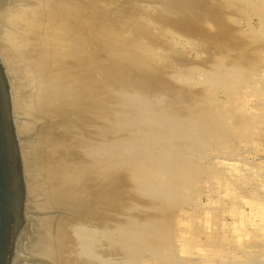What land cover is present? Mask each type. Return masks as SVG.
<instances>
[{"label": "rangeland", "instance_id": "1", "mask_svg": "<svg viewBox=\"0 0 264 264\" xmlns=\"http://www.w3.org/2000/svg\"><path fill=\"white\" fill-rule=\"evenodd\" d=\"M4 1L6 0H1L0 4L2 7L9 6L6 7L7 10L10 8L11 11L14 9V7H22L23 9L25 8L26 10L30 11L29 13L31 15H29L31 16L32 20H35L33 21V24H36L34 26H37L38 21H41V19L42 21L45 20L43 18L44 15H39L44 11H41V13L40 10H38V7L36 8V11L34 9V11H31L30 7L33 6L32 2L35 0H12V3L14 4L13 7L11 2H7V5H5L6 2L4 3ZM37 1V5L39 6V3L43 4L46 1L47 5H50L51 3L54 4L56 0H43L45 2L41 0L43 3L40 0ZM90 1L91 0H76L74 2L78 4L79 13L82 12V20L80 25L78 24L79 26L77 28L78 32L76 37L79 39V43L81 45L80 48L82 50H79V54L76 56V58L65 61L63 65L60 64L63 69L58 64V66L56 65L57 60L55 58H53L55 61L52 59L53 61L50 63L44 64V66L48 68L45 67L43 69V64H40L42 63L43 59L50 60V58L47 57V50H50L49 45L47 46V44H45L44 46V43H38L40 41L38 40L37 42L36 38H34L36 33L38 34L37 36L41 35L39 31L45 28H42L41 24H43V22L40 23L41 29L39 30L38 25V27H36L37 29H33L35 31L32 30L33 33L27 30L30 29L28 27H26L27 29L23 27L20 30V33L18 32V37L20 38L21 36L22 39L24 34L26 36L24 39H27V41L24 40V42L16 43V46L12 47L13 51L10 48L9 53H7L9 60L12 62V67L9 66V74L2 57H0L4 67H6L5 71L7 73L12 92L15 126L21 145L23 168L26 181V201L25 212L23 216V229L15 239L13 254L9 264H79V261H83L80 262L81 264L86 261L89 262V259L90 262H86V264H104V256L105 258L106 256H110L112 261H117L115 264H118V262L123 260V258H127L122 257L125 256V253L121 249V243L119 244V241H117V236L113 235L114 238L112 237L110 240L114 241L113 244L110 243V245L109 239V241L105 239L103 241L101 237V243L98 240L99 244L96 252V257L98 256V258H96L97 260L94 259L93 261L91 258L85 256V253H81V255L86 257L84 259L80 254H75L76 252H79L77 247L81 244V239L80 236L78 239H75L76 237L73 233L74 226L84 225V228L88 229L92 225H96L98 231L103 233L102 230H104L106 227L108 228L110 224V226H112L111 228L109 226L111 231L114 230V227H117L118 224H123V222L127 220L125 217L129 216L130 219H135V223L142 222V218L143 221L147 220L146 222L149 223V221L156 218L157 215L164 216L163 218L167 217L168 219L172 216L174 234L180 237H178L179 239H176L174 242V245L178 248L175 249V253L168 250H164L162 253L160 251L153 254H148L150 251H145L140 254L138 253V255H140V257L138 256L139 258H141V256L144 258L150 255L153 259L151 260L150 256L148 257L150 260V263L148 262L149 264H264V0H183L185 5L179 4H184V2L181 0ZM170 3H172V5ZM21 4H24L25 6ZM169 5L171 6L169 7ZM177 5L180 6L178 7ZM183 6L185 9H182ZM5 7L4 9L6 10ZM176 8L178 10H176ZM26 10L23 11L27 12ZM95 11H98L99 13ZM32 13L35 14L33 15ZM65 14L66 13H62L63 18ZM36 15L40 16V18ZM69 15H65L67 18L66 20L70 23H68L70 28L76 29L74 21ZM91 15L94 18L96 17L95 20H97L94 21V18H92ZM36 17L38 20L35 19ZM106 22L109 24H106ZM7 26L8 24L6 27L3 26V29H8V27L10 28V26ZM92 28L94 31L91 30ZM90 30L93 31V33H91ZM44 31L41 32H44L45 34L47 30ZM111 31L113 33H110ZM103 32H106V34ZM70 33L68 31L69 35H67V37L70 36L72 38V36H75L74 32L72 33L74 35H70ZM88 33L89 35H87ZM33 34L35 35L33 36ZM28 37L30 39L34 38L36 40L34 42L38 47L31 43ZM47 37H49V35ZM59 37L61 38V35ZM63 37L65 38L66 36L64 35L62 38ZM50 38L51 37L46 38V43H49L51 46V43L53 44L56 38L53 40V37L51 39ZM102 39L106 44L102 42ZM33 40L31 41L33 42ZM110 40H112L111 43ZM114 43L116 46L113 45ZM135 43L138 46L135 47ZM30 45H32L33 48H31ZM39 45H41V49H38L40 48ZM132 45L133 47H131ZM29 47L34 51L31 50L28 52L30 50ZM42 47L44 51L42 50ZM131 49H133V51L130 52ZM139 49H142L140 50L141 52ZM38 50L39 52H37ZM135 50L137 51L135 52ZM143 51H146L144 52L145 55ZM121 52L125 54L123 55ZM129 52L131 55H129ZM132 52H134V54ZM42 53H44L48 59L44 57ZM37 54L42 56L39 57ZM137 54L139 55L137 56ZM140 54L143 56H140ZM20 55H23L24 57H21ZM36 55L39 58L43 57V59L39 60L37 58L38 60H36ZM119 55L120 57H118ZM111 56L113 57L111 58ZM134 56H136V58H134ZM89 57L94 59L93 66L95 65V70L91 69L92 71H88L89 67L91 68L92 66H89V64H92L93 62V59L91 58L92 61H90ZM217 57L222 58L218 59ZM223 57L226 59L223 60ZM33 58H35V61ZM129 58H131L132 62H129ZM138 58L141 60H137ZM76 59L80 63H78ZM133 59L135 60V64H132L134 62ZM126 60L128 61V64ZM142 60L143 64L140 65V61ZM149 60H154V62H149ZM85 61L88 62L86 63ZM146 61L150 67H148ZM38 62L40 64L39 66L37 65ZM33 63H35L37 66ZM110 63L112 64L110 65ZM129 63L131 65H129ZM152 63H154L153 68ZM214 63L220 65V73L225 71L228 76V79H225L222 84L214 83V76L206 79L204 78L209 72H211L210 70L211 67L215 65ZM229 63L231 64L230 66ZM48 64H51V68H49ZM137 64L140 67H138ZM64 65H66V67H63ZM87 65L88 68H85ZM233 65L237 67L239 71H242L239 72V74L232 73V71L229 70H231V67H234ZM33 66L35 68H33ZM40 66L43 70L42 73L41 70L38 69L41 68ZM149 68L152 69L149 71ZM226 68L229 69L226 71ZM143 69L145 71H143ZM244 69H248V73L245 72L246 70ZM72 70L73 72L75 71V74H73ZM69 72H71L70 76H73L72 80L75 78L74 80L77 81L80 78L79 82L81 85L78 81L77 83L73 80L74 84L77 83L76 86H82L80 88H76L79 90L78 92H76L77 90L74 88L76 87L75 85H73V88H71L72 90L75 89L73 90L74 93L70 88L68 90V85L69 87L72 85L70 84L71 81L69 82V80H71ZM77 72H79L78 76H76V74H78ZM90 72L92 74H90ZM50 75H52L53 78ZM59 75L62 77V79H59ZM89 77L93 79V81L89 82V85L94 86L88 85V80H92ZM83 79L86 82H84ZM130 79L133 80L130 81ZM94 80L96 83H94ZM122 81L123 84H120ZM124 82L126 84H124ZM136 84L139 86V88ZM238 84L239 87L237 86ZM59 85H61V87ZM128 85L132 86L129 87ZM243 85L245 88H243ZM64 86L67 88L65 87L66 89H64ZM125 86H128V88H125ZM59 87L62 90L59 89ZM83 87H89L92 89V91H86V89ZM132 87L135 88V91L142 89L140 91L141 95L144 94L143 92H147L146 95L150 99L158 98L157 100H162V102H164L163 104L167 105L164 106L161 102V107L166 108L167 110L171 111V113L173 112L172 117L174 118H176L174 115H177V113H185V109H187L185 105L190 102L191 98H193L192 100H195V98L198 99V97H201L204 94L210 95V93L212 94L213 92L214 97L216 96L215 98L217 99L219 105H222L221 103H223L222 106H224V103L226 104V106L223 108L225 110L228 109L227 116L230 112L233 113L230 116V118H233L230 119L231 121H227L225 119L224 123H222L227 128L224 133L226 142H220L215 137L211 138L216 143V145L220 147H217L216 145L214 146L212 144L210 148L204 146L203 148L200 147L199 149L197 147L196 149L192 145L194 147H191L192 151L197 150L196 153L194 152V155H197L199 152L201 154H207L205 160H198L197 162L195 161V164H197L196 166L202 169L200 181L192 185L193 187L187 186V189H185L186 192L181 194L182 196L180 195L178 198H172H177L176 200L173 201L169 199L171 200L170 204L168 203L169 200H166L164 204L165 200L161 201L162 198L157 199L160 197L155 196V199L150 192L151 190H147V192L145 191L144 193L137 192L134 183L128 178L129 168L125 165L119 166V169L117 167L116 169H113L117 170L119 173L117 171L111 172L104 170V162L98 161L95 164L98 169L95 167V165H93L94 168L93 166L91 168V171H93V176H96V178L93 177V180L88 177V173H86V171H83L87 167L89 168L88 165H90L87 164L86 166L85 162L83 161V152L85 148L83 143L80 141L81 137H83V133L84 137L82 139L88 137L90 138L89 140L94 139V143L97 142L96 144H98L100 141L102 142L106 135L103 132L105 128L102 127V122L104 121L103 114L107 113L105 109L108 107V109L111 108L108 110V113H112L114 112V109L117 108V106H115L116 104L114 103V105L112 102L110 103L111 106H107V103H105L103 100L104 96L102 98L101 95H105L107 93L109 94L111 92V94L117 93V95H115H119L118 97H120V95L123 93L120 91L124 90L125 92V90H127L126 94L130 96L131 91H134ZM56 89L59 90L57 91ZM64 90L67 93L69 91V93L66 94ZM52 91L54 92L52 93ZM83 91L85 93L89 92L90 95L82 93ZM190 91L192 94L189 93ZM79 92H81L80 96L83 98L78 97ZM91 92L95 94L97 93L98 97ZM140 92L138 91L139 96ZM158 92L160 95H157ZM51 93L52 96H50ZM58 93H61L60 95L64 98H60V96H58V98L55 96ZM176 93H179V96H175ZM70 94H73L72 96L74 97H70ZM92 94L98 100H101L98 101L95 99L96 102H98L96 103L94 97L91 96ZM76 96L77 99H74ZM187 96L190 97L189 100ZM52 98L57 99L55 100L56 102ZM70 99H72L73 103ZM90 99L91 101L93 100L94 103L91 102ZM74 100H76V102H81V112H79L80 110L77 111V106H74V104L76 105ZM52 102L53 104H51ZM65 104L66 106H64ZM69 104L71 106H68ZM86 104L87 107L85 106ZM94 104L95 106L93 107L92 105ZM89 105L92 107V109L89 107ZM85 107L86 109H84ZM89 108L92 110V113L90 112L91 110ZM177 109L180 110L177 111ZM260 109L262 110L260 111ZM104 111L106 113H104ZM78 112L79 114H77ZM76 114L78 116H76ZM94 115L96 117H94ZM117 119L118 118L115 120ZM154 122L156 125V121ZM226 123L228 125H226ZM88 130L90 132L93 130L92 134H94L95 131L96 135H93L95 137L90 135L91 133H88ZM19 131H21V134ZM87 134L91 137L87 136ZM155 134V136H159L157 131H155ZM71 136L75 138L74 140L77 139L80 143L76 141L75 144L73 140H70V138H72ZM102 137L103 139H100ZM24 144L26 148L24 147ZM179 144L184 145L186 143L181 142ZM179 144H174V146H178ZM186 149L182 148L183 151ZM75 150H78L79 152H77L78 155L76 157L74 156V158L72 152ZM70 156H72L73 160L66 159L71 158ZM71 161L73 163L76 161L77 163L74 165ZM70 162L72 164H70ZM98 163L100 165H97ZM102 164L104 165L102 166ZM125 169L128 171L126 172ZM96 170H100V172H97ZM105 171L108 174L112 173V175L110 174V178L109 175L107 176ZM97 174H99L98 178ZM119 175L121 176L124 185L117 188L116 184L112 183L114 180L112 182L109 181L111 179H116L117 176L119 177ZM106 176L107 178H105ZM189 187L191 189H188ZM62 193L66 194L67 196H64V194L62 195ZM183 196L184 198L182 199ZM84 199L86 200L84 201ZM178 200H180V202ZM92 201L94 202V220L90 218L93 206L91 207V210H89L90 206H88ZM158 201L159 203H157ZM174 203L176 206H173ZM157 204L163 206L160 207ZM164 205H166V207H164ZM122 206L124 208H122ZM157 208L159 210H165L162 211L165 212L163 213L165 215H162V212ZM121 209H124L123 213ZM167 213L169 216H167ZM155 214L156 217L154 216ZM149 215H151V217H149ZM106 223L107 225H105ZM46 250H50L51 252L48 253L49 251L46 252ZM143 253H145V256H143ZM154 256L156 259H154ZM49 257L50 259H48ZM76 257H78V262L77 259H75ZM128 261V264L136 263L134 262L135 260L133 263L130 262L131 260Z\"/></svg>", "mask_w": 264, "mask_h": 264}, {"label": "bare ground", "instance_id": "2", "mask_svg": "<svg viewBox=\"0 0 264 264\" xmlns=\"http://www.w3.org/2000/svg\"><path fill=\"white\" fill-rule=\"evenodd\" d=\"M13 1H15V0H13ZM12 0H6V1H4V3L6 2V4L5 5H7V2H13ZM22 1V0H21ZM41 1V0H40ZM43 1V0H42ZM41 1V2H42ZM46 1V0H45ZM45 1H43V2H45ZM76 1V0H75ZM75 1H73L72 0V2H71V0L70 1H68V0H56L55 2H54V4H55V6H54V4H46L47 3V1L45 2V3H43V4H41V3H39V6L37 5L38 4V1L37 0H35V1H33L32 3H33V6L32 7H30L31 8V11H36V8L38 7V10H40V12L41 11H44L42 14H39V15H44V21H42V19H41V21H38V24H37V26H34V25H36V24H33V21H35V20H32V18H31V14L29 13L30 11H28V10H26L25 8L23 9L22 7H18V8H16V7H14V9H12L11 11H10V8L7 10V8L6 7H9V6H4L5 8H6V10L4 9V7H2L1 6V4H0V57H2V59H3V62H4V64L6 65V67H7V70H8V74H9V72H10V68H9V66L10 67H12L11 66V60H9V58H8V54L7 53H9V51H10V48H11V50H12V47L13 46H16V43H21V42H24V40L25 41H27V39H24L26 36L23 34V38L21 39V36H20V38L18 37V34L20 33V30L23 28V27H28V28H30V29H27L28 31H30V32H32V30L34 29V28H36V27H38V25H39V30L41 29L40 28V26L42 25V28H44V29H42L41 31H44V30H47L46 31V33L44 34V32L42 33L41 31H39L40 32V34L41 35H39V36H37L38 34L36 33V36L34 37V38H36V40H37V42H38V40L40 41V42H38V43H44V46H45V44H47V46L49 45V47H50V50L48 51L47 50V52H48V54L47 53H45V54H47V57H49L50 58V60L44 55V53H42V55L44 56V57H46L48 60H45V59H43V57L42 58H39V57H41L42 55H39V54H37V55H39V57H37V55L35 56L36 57V60H41V59H43L42 60V63H40L41 65L43 64V69L46 67V66H44V64H47V63H50L51 61H55V59L57 60V63H56V65L58 64L59 66H60V64L61 65H63V63L65 62V61H67V60H72V59H74V58H76V56H78V54H79V50H82L80 47H81V45H80V43H79V39L78 38H76L77 37V28H78V26L80 25V22H81V13H79V11H78V4H76V3H74ZM79 1V0H78ZM92 1V0H91ZM90 1V2H91ZM182 2H184L183 0H181ZM189 1V0H188ZM0 2H1V0H0ZM28 2V1H27ZM31 2V1H30ZM89 2V1H88ZM11 3H8V4H11ZM22 3V2H21ZM24 3V2H23ZM48 3H49V1H48ZM78 3V2H77ZM82 3V2H81ZM168 3H169V1H168ZM44 4H46V5H44ZM94 4V3H93ZM171 5H172V3H170ZM174 4V3H173ZM179 4H182V5H185V2H184V4L183 3H179ZM13 3H12V7H13ZM18 5V4H17ZM16 5V6H17ZM21 5H23V6H25L24 4H21ZM32 5V4H31ZM171 5H169V7L171 6ZM188 5V4H187ZM54 6V7H53ZM163 6V5H162ZM178 6V5H177ZM180 6V5H179ZM178 6V7H179ZM11 7V6H10ZM93 7V6H92ZM94 7H96V6H94ZM23 9V10H26L27 12H25V11H23V10H21V9ZM29 8V7H28ZM30 8H29V10H30ZM39 8H41V9H39ZM87 8V7H86ZM90 8V7H89ZM15 9H17V10H15ZM34 9V10H33ZM93 9V8H92ZM91 9V10H92ZM97 9V8H96ZM180 9V8H179ZM182 9H185V7L183 6L182 7ZM20 10V11H19ZM58 10V11H57ZM94 10V9H93ZM174 10V9H173ZM176 10H178L177 8H176ZM176 10H174V11H176ZM23 11V12H22ZM64 11V12H63ZM83 11V10H82ZM37 12H39V11H37ZM39 12V13H40ZM70 12V13H69ZM89 12V11H88ZM91 12V11H90ZM95 12H97V13H99L98 11H95ZM181 12H182V10H181ZM62 13H66L65 15L66 16H68L69 14H71V15H69L70 16V18H72V20L74 21V24H75V27H76V29L74 28H70V26H69V22L66 20L67 18H66V16L64 15V18H63V15H62ZM87 13V12H86ZM175 13H177V12H175ZM179 13V12H178ZM30 14V15H29ZM33 14V13H32ZM35 14V13H34ZM33 14V15H34ZM38 14V13H37ZM91 14V13H90ZM93 14V13H92ZM32 15V16H33ZM62 15V16H61ZM37 17H39L40 18V16H38V15H36ZM85 16V15H84ZM86 16H87V14H86ZM92 16V15H91ZM37 17L35 18L36 20H38L37 19ZM42 17V16H41ZM92 18H94L93 16H92ZM96 18V17H95ZM95 18H94V21H96L95 20ZM90 21V20H89ZM93 21V22H94ZM104 21V20H103ZM37 22V21H36ZM43 22V24H41L40 25V23H42ZM72 22V21H71ZM97 22H99V21H97ZM109 22V21H108ZM108 22H106V24L108 23ZM69 23V24H68ZM87 23V22H86ZM85 23V24H86ZM105 23V22H104ZM8 24V26H10V28L8 27V29L7 28H5V29H7V30H5V29H3V26L4 27H6V25ZM79 24V25H78ZM84 24V25H85ZM89 24V23H88ZM109 24V23H108ZM113 24V23H112ZM34 26V27H33ZM73 26V25H72ZM96 26V25H95ZM106 26V25H105ZM104 26V27H105ZM33 27V28H32ZM74 27V26H73ZM94 27V26H93ZM98 27V26H97ZM103 27V28H104ZM114 27V26H113ZM118 27V26H117ZM99 28V27H98ZM115 28V27H114ZM120 28H122V27H120ZM37 29V28H36ZM73 29V30H72ZM80 29H81V27H80ZM83 29V28H82ZM89 29V28H88ZM95 29V28H94ZM107 29V28H106ZM118 29V28H117ZM24 30V29H23ZM79 30V29H78ZM91 30H93V28L91 29ZM90 30V32L91 33H93V31H91ZM101 30H103V29H101ZM122 30V29H121ZM17 31V32H16ZM33 31H35V30H33ZM68 31H69V33H70V35L74 32V34H75V36L73 37L72 36V38L69 36V37H67V35H69L68 34ZM73 31V32H72ZM105 31V30H104ZM19 32V33H18ZM22 32H24V31H22ZM26 32V31H25ZM38 32V33H39ZM108 32V31H107ZM118 32H120V31H118ZM33 33V32H32ZM80 33V32H79ZM84 33V32H83ZM96 33H98V32H96ZM104 33V32H103ZM109 33V32H108ZM110 33H113L112 31L110 32ZM22 34V33H21ZM20 34V35H21ZM30 34V33H29ZM62 34H64L66 37L64 38H62V36H64V35H62ZM74 34H72V35H74ZM104 34H106V32L104 33ZM121 34V33H120ZM27 35V34H26ZM35 34H33V36H34ZM49 35V37H53L52 38V40L54 39V38H56V40H54V42H53V44L51 43V46H50V44L49 43H46V38H49V37H47V36ZM61 35V38L59 37ZM87 35H89V33L87 34ZM95 35V34H94ZM108 35V34H107ZM115 35V34H114ZM116 35H117V33H116ZM115 35V36H116ZM58 36V37H57ZM86 36V35H85ZM106 36V35H105ZM104 36V37H105ZM30 38H32L31 36H29ZM28 37V39L30 40V42L31 43H33V44H35V42L34 41H36L34 38V40L33 39H30ZM84 37V36H83ZM88 37V36H87ZM98 37H100V36H98ZM110 37V36H109ZM50 38V39H51ZM94 38V37H93ZM103 38V37H102ZM114 38V37H113ZM118 38V37H117ZM60 39V40H59ZM106 39V38H105ZM109 39V38H108ZM116 39V38H115ZM28 40V41H29ZM31 40H33V42L31 41ZM51 40V41H52ZM98 40V39H97ZM103 40V39H102ZM121 40V39H120ZM92 41V40H91ZM94 41H95V39H94ZM93 41V42H94ZM99 41V40H98ZM111 41L112 40H110V43H111ZM118 41H119V39H118ZM213 41V40H212ZM224 41V40H223ZM30 42H28V43H30ZM49 42V41H48ZM93 42H92V44H93ZM96 42V41H95ZM103 43H104V40L102 41ZM116 43V42H115ZM115 43L113 44V45H115ZM104 44H106V43H104ZM117 44V43H116ZM136 44V43H135ZM25 45V44H24ZM36 45V47H38L37 46V44H35ZM89 45V44H88ZM111 45V44H110ZM34 46V45H33ZM92 46V45H91ZM107 46V45H106ZM116 46V45H115ZM119 46V45H118ZM129 46V45H128ZM135 47L136 46H138L137 44L136 45H134ZM19 47V46H18ZM20 47H21V45H20ZM30 47L31 48H33L32 47V45H30ZM30 47H29V49H30ZM39 47L40 48H38V49H41V45H39ZM48 47V48H49ZM104 47H105V45H104ZM109 47V46H108ZM131 47H133V45L131 46ZM22 48V47H21ZM26 48H28V47H26ZM47 48V49H48ZM98 48V47H97ZM113 48V47H112ZM140 48V47H139ZM148 48V47H147ZM146 48V49H147ZM14 49V48H13ZM23 49H25V48H23ZM35 49V48H34ZM46 49V48H45ZM83 49H84V47H83ZM122 49V48H121ZM127 49V48H126ZM145 49V48H144ZM21 50V49H20ZM27 50V49H26ZM31 50H33V49H30L28 52H30ZM36 50H37V48H36ZM42 50H43V47H42ZM104 50H105V48H104ZM109 50H111V49H109ZM119 50H120V48H119ZM118 50V51H119ZM140 50H142V49H139V51ZM13 51V50H12ZM34 51V50H33ZM44 51V50H43ZM43 51H40V52H43ZM85 51V50H84ZM95 51V50H94ZM97 51V50H96ZM122 51H123V49H122ZM131 51H133V49H131L130 50V52ZM137 50H135V52H136ZM138 51V52H139ZM37 52H39V50L37 51ZM37 52H34V53H37ZM115 52V51H114ZM113 52V53H114ZM129 52V53H130ZM141 52V51H140ZM139 52V53H140ZM144 52H146V51H143V53ZM148 52V51H147ZM92 53V52H91ZM110 53V52H109ZM122 53V52H121ZM133 54H134V52H132ZM17 54H18V52H17ZM22 54H25V53H22ZM33 54V53H32ZM123 54V53H122ZM125 54V53H124ZM123 54V55H124ZM128 54V53H127ZM133 54H132V56H133ZM136 54V53H135ZM150 54V53H149ZM152 54H154V53H152ZM151 54V55H152ZM35 55V54H34ZM80 55H81V53H80ZM116 55V54H115ZM122 55V56H123ZM129 55H131V53L129 54ZM139 54H137V56H138ZM144 55H145V53H144ZM147 55H148V53H147ZM21 57L23 56V55H20ZM19 56V57H20ZM30 56V55H29ZM88 56V55H87ZM86 56V57H87ZM140 56H143L142 54H140ZM24 57V56H23ZM31 57H32V55H31ZM34 57V56H33ZM113 56H111V58H112ZM118 57H120V55L118 56ZM130 57V56H129ZM145 57V56H144ZM143 57V58H144ZM149 57V56H148ZM220 57V56H219ZM11 58H13V57H11ZM15 58V57H14ZM38 58V59H37ZM53 58H55V59H53ZM90 58V57H89ZM92 58V57H91ZM91 58H90V61H92L91 60ZM121 58H123V57H121ZM131 58H133V57H131ZM131 58H129V62H132V60H131ZM134 58H136V56H134ZM142 58V57H141ZM150 58V57H149ZM152 58V57H151ZM218 58V57H217ZM222 58V57H221ZM221 58H218V59H221ZM34 59V61H35V58H33ZM53 59V60H52ZM81 59V58H80ZM85 59V58H84ZM83 59V60H84ZM93 59V58H92ZM105 59H106V57H105ZM116 59V58H115ZM119 59V58H118ZM145 59V58H144ZM147 59V58H146ZM224 59H226V58H224L223 57V60ZM27 60H28V58H27ZM45 60V61H44ZM77 60V59H76ZM87 60H89V59H87ZM109 60V59H108ZM113 60V59H112ZM122 60V59H121ZM134 60V59H133ZM137 60H141V59H137ZM33 61V62H34ZM43 61H44V63H43ZM73 61H75V60H73ZM78 61V60H77ZM76 61V62H77ZM103 61V60H102ZM110 61V60H109ZM114 61V60H113ZM127 61V60H126ZM152 62H154V60H151ZM150 60H149V62H151ZM214 61V60H213ZM25 62V61H24ZM40 62V61H39ZM39 62H38V66L40 65L39 64ZM86 62V61H85ZM88 62V61H87ZM86 62V63H87ZM120 62V61H119ZM141 62V64L140 65H142L143 63V60L142 61H140ZM144 62H145V60H144ZM147 62V61H146ZM230 62V61H229ZM232 62V61H231ZM237 62V61H236ZM16 63V62H15ZM19 63H22V62H19ZM36 63H37V61H36ZM78 63H80L79 61H78ZM90 63V62H89ZM93 63H94V59H93V62H92V64H89V66L90 65H92L91 66V68L89 67V70L88 71H92L91 69H93V70H95V68H94V66H93ZM121 63V62H120ZM136 63H138V62H136ZM218 63V62H217ZM26 64V63H25ZM34 65H36L35 63H33ZM83 64V63H82ZM82 64H81V66H82ZM112 63H110V65H111ZM127 64H128V61H127ZM132 64H135V60H134V62L132 63ZM147 64H148V62H147ZM215 64V63H214ZM36 65V66H37ZM49 65V68H51L50 66H51V64H48ZM47 65V66H48ZM57 65V66H58ZM67 65V64H66ZM66 65H64L63 67H66ZM79 65V64H78ZM129 65H131L130 63H129ZM138 65V64H137ZM145 65V64H144ZM231 64L229 63V66H230ZM32 66V65H31ZM80 66V67H81ZM114 66V65H113ZM133 66V65H132ZM228 66V65H227ZM234 66V65H233ZM5 67V68H6ZM14 67H15V65H14ZM41 67V66H40ZM61 67V66H60ZM70 67V66H69ZM78 67V66H77ZM104 67V66H103ZM102 67V68H103ZM116 67V66H115ZM138 67H140L139 65H138ZM145 67V66H144ZM143 67V68H144ZM148 67H150L149 66V64H148ZM154 67V63H152V68ZM157 67V66H156ZM240 67V66H239ZM29 68V67H28ZM31 68V67H30ZM33 68H35L34 66H33ZM46 68H48V67H46ZM53 68V67H52ZM62 68V67H61ZM72 68V67H71ZM82 68V67H81ZM80 68V69H81ZM84 68V67H83ZM85 68H88V65L85 67ZM105 68V67H104ZM121 68V67H120ZM120 68H118V69H120ZM135 68V67H134ZM152 68H149V71H150V69H152ZM223 68H225V67H223ZM222 68V69H223ZM241 68V67H240ZM245 68V67H244ZM32 69V68H31ZM38 69H40L41 70V73H42V67L41 68H38ZM63 69V68H62ZM75 69H79V68H75ZM142 69V68H141ZM220 69H221V67H220V65L219 64H215V65H213L212 67H211V72H209L208 73V75H206L204 78L206 79V78H210V77H213L214 78V83H216V84H222L224 81H225V79L227 80L228 79V76H227V74L225 73V71H223V73H220L221 71H220ZM229 69V68H228ZM227 68H226V71L228 70ZM11 70H13V69H11ZM50 70H52V69H50ZM56 70V69H55ZM58 70V69H57ZM84 70V69H83ZM96 70H98V69H96ZM107 70V69H106ZM133 70V69H132ZM147 70H148V68H147ZM155 70V69H154ZM244 70H246L245 72H247V71H249L248 69H244ZM244 70H243V72H244ZM35 71V70H34ZM62 71V70H61ZM60 71V72H61ZM70 71V70H69ZM78 71V70H77ZM138 71V70H137ZM143 71H145L144 69H143ZM142 71V72H143ZM208 71V70H207ZM229 71H232V73H234V74H239V72H241V71H239L238 70V68L237 67H231V70H229ZM32 72V71H31ZM53 72V71H52ZM59 72V73H60ZM67 72V71H66ZM72 72H73V70H72ZM75 72V71H74ZM73 72V74H75ZM118 72V71H117ZM128 72V71H127ZM134 72V71H133ZM153 72V71H152ZM251 72V71H250ZM48 73V72H47ZM58 73V72H57ZM78 74H76V76H78L79 75V72H77ZM87 73H89V72H87ZM99 73V72H98ZM138 73V72H137ZM149 73V72H148ZM147 73V74H148ZM161 73V72H160ZM192 73V72H191ZM248 73V72H247ZM34 74V73H33ZM46 74V73H45ZM51 74V73H50ZM66 74V73H65ZM72 74V75H73ZM90 74H92L91 72H90ZM117 74V73H116ZM131 74V73H130ZM140 74V73H139ZM144 74V73H143ZM234 74H231V75H234ZM71 75V72H69V76ZM95 75V74H94ZM97 75V74H96ZM150 75H152V74H150ZM192 75V74H191ZM246 75V74H245ZM13 76V75H12ZM50 76H52V75H50ZM86 76V75H85ZM98 76V75H97ZM116 76V75H115ZM126 76V75H125ZM139 76V75H138ZM230 76V75H229ZM15 77V76H14ZM43 77V76H42ZM59 79H62V77L59 75ZM65 77V76H64ZM71 77V76H70ZM73 77V76H72ZM72 77H71V80H69V82L71 81V83L70 84H72V85H70V87H69V85H68V90H69V88L71 89V88H73L72 86L73 85H75L76 86V84L80 81V78L76 81V80H74V81H76L77 83H75L74 84V81L72 80ZM100 77V76H99ZM128 77V76H127ZM134 77V76H133ZM145 77V76H144ZM232 77V76H231ZM21 78V77H20ZM26 78V77H25ZM30 78V77H29ZM52 78H53V76H52ZM58 78V77H57ZM90 78V77H89ZM111 78H113V77H111ZM115 78V77H114ZM119 78V77H118ZM131 78H132V76H131ZM139 78H141V77H139ZM143 78V77H142ZM233 78V77H232ZM237 78V77H236ZM11 79V78H10ZM69 79V78H68ZM68 79H67V81H68ZM87 79V78H86ZM85 79V80H86ZM90 79H92V78H90ZM107 79V78H106ZM108 79H110V78H108ZM116 79H117V77H116ZM149 79V78H148ZM152 79V78H151ZM169 79V78H168ZM23 80V79H22ZM31 80V79H30ZM53 80V79H52ZM64 80H65V78H64ZM88 80V79H87ZM102 80H103V78H102ZM114 80V79H113ZM131 80H133V79H130V81ZM144 80V79H143ZM146 80V79H145ZM48 81V80H47ZM73 81V82H72ZM83 81H84V79H83ZM91 81H93V79L92 80H88V85H89V82H91ZM116 81V80H115ZM118 81V80H117ZM120 81V80H119ZM129 81V80H128ZM127 81V82H128ZM138 81V80H137ZM157 81V80H156ZM160 81V80H159ZM44 82V81H43ZM61 82H63V81H61ZM65 82V81H64ZM69 82H67V83H69ZM82 82V81H81ZM84 82H86V81H84ZM101 82V81H100ZM105 82V81H104ZM109 82H110V80H109ZM121 82V81H120ZM134 82V81H133ZM163 82V81H162ZM174 82V81H173ZM243 82H244V80H243ZM51 83V82H50ZM58 83H59V81H58ZM80 83V82H79ZM93 83V82H92ZM94 83H96L95 82V80H94ZM157 83H159V82H157ZM242 83V82H241ZM30 84V83H29ZM39 84V83H38ZM55 84V83H54ZM62 85H64L63 83H61ZM83 84V83H82ZM105 84H107V83H105ZM104 84V85H105ZM114 84V83H113ZM120 84H123V81H122V83H120ZM119 84V85H120ZM124 84H126L125 82H124ZM132 84V83H131ZM135 84V83H134ZM146 84V83H145ZM149 84H151V83H149ZM156 84V83H155ZM161 84V83H160ZM171 84V83H170ZM229 84V83H228ZM257 84V83H256ZM13 85V84H12ZM57 85V84H56ZM79 85V84H78ZM80 85H81V83H80ZM103 85V84H102ZM117 85V84H116ZM115 85V86H116ZM137 85V84H136ZM135 85V86H136ZM147 85V84H146ZM145 85V86H146ZM152 85V84H151ZM50 86H51V84H50ZM58 86V85H57ZM60 87H61V85H59ZM89 86H94V85H89ZM107 86V85H106ZM129 86V85H128ZM128 86H125V88L127 87L128 88ZM132 86V85H131ZM131 86H129V87H131ZM138 86V85H137ZM136 86V87H137ZM142 86V85H141ZM141 86H140V88H141ZM148 86V85H147ZM154 86V85H153ZM171 86V85H170ZM174 86V85H173ZM221 86V85H220ZM223 86V85H222ZM238 87H239V84L237 85ZM244 86V85H243ZM255 86V85H254ZM59 87V89H61ZM66 86H64V89H66L65 88ZM78 86H76V87H74L75 89L77 88ZM80 87H82V86H80ZM80 87H78V88H80ZM159 87V86H158ZM30 88H31V86H30ZM33 88V87H32ZM83 88H85V87H83ZM82 88V89H83ZM87 88H89V87H87ZM87 88H85L86 89V91H88L89 90V92H90V90L92 91V89H87ZM92 88V87H91ZM97 88V87H96ZM105 88V87H104ZM121 88V87H120ZM133 88V87H132ZM138 88H139V86H138ZM153 88V87H152ZM168 88V87H167ZM170 88V87H169ZM174 88V87H173ZM215 88H216V86H215ZM221 88V87H220ZM243 88H245V86L243 87ZM250 88V87H249ZM257 88V87H256ZM58 89V90H59ZM75 89H73V90H75ZM85 89H84V91H85ZM93 89H94V87H93ZM101 89H102V87H101ZM117 89H119V88H117ZM134 89V91H131V94H130V96H128L127 94H126V91L127 90H125V92H124V90L122 91L121 89V91L120 92H123L121 95H120V97H118V96H116L117 95V93H115V94H111V92L108 94H105V95H101L102 96V98H103V96H104V102L105 103H107V106H109L110 105V103L112 102L115 106H117V108L116 109H114V112H112V111H110V112H112V113H108V110H110V109H105L106 111H107V113L104 111V113H106V114H103V117H104V121L102 122V127H104L105 129H104V134H106L105 135V139L100 143H98V144H96V143H94V139H91V140H89L90 138H88V137H85L84 139H86V138H88V139H86V140H84V139H82L83 137H84V133L83 132H81V133H83V137H81V139H80V141H81V143H83V145H84V152H83V158H84V162H85V164H86V166H87V164H90V165H88L89 166V168L87 167L86 169H84L83 171H86V173H88V177H90L92 180L94 179L93 177H95L96 178V176H93V171H91V168H92V166L93 165H95L96 164V162H98V161H102V162H104L105 163V165L104 164H102V166L104 165V170H106V171H111V172H113V171H117V170H113V169H116V167L118 168L119 166H122V165H125V166H127L128 168V170H129V172H128V178L129 179H131V181L134 183V186H135V189L137 190V192H147V190H151L150 192H151V194H152V196H154V198L156 199V197H160V198H157V199H161L162 198V200L161 201H163V200H165L164 201V204H165V202H166V200H169V199H171V200H176L177 198H178V196H180L181 194H184L186 191H185V189H187V186H192V185H194V184H196L197 182H199L200 181V177H201V172H202V169L201 168H199L198 166H196L197 164H195V161L197 162L198 160H205V158H206V156H207V154H201L200 152L197 154V155H194V152L196 153V151L197 150H194V151H192V148L191 147H195L196 149H197V147L200 149V147H204V146H207V147H209L210 148V146L213 144L214 146L216 145V143L211 139V138H217L220 142H223V141H225L226 139H225V136H224V133H225V131L227 130V128L222 124V123H224V121H225V119L228 121H231L230 119H233V118H230V116L233 114L232 112H230L229 113V115L227 116V112H228V109H224L223 107L224 106H226V104L224 103V106H222L223 105V103H221L222 105H219L218 104V102H217V99L214 97V92L211 94L210 93V95H203V96H201V97H198V99H196L195 98V100H192L193 98H191V100H190V102H188L187 104H188V106H187V104L185 105V107H187V109H185V113H181V114H178L177 113V115H174L176 118H174V117H172V113H171V111H169V110H167L166 108H162L161 107V102H162V100L161 101H159V100H157L156 98H153V99H150L147 95H146V93L145 92H143L144 94L143 95H141V90H138L139 92H140V96L138 95L139 93H138V91L136 90L135 91V88H133ZM175 89V88H174ZM180 89V88H179ZM24 90V89H23ZM32 90V89H31ZM57 90V89H56ZM57 90V91H58ZM62 90V89H61ZM73 90L71 89V91L73 92ZM77 90V89H76ZM149 90V89H148ZM157 90V89H156ZM166 90V89H165ZM257 90V89H256ZM65 91V90H64ZM63 91V92H64ZM79 90H77L76 92H78ZM82 92V93H85V92ZM94 91V90H93ZM97 91V90H96ZM95 91V92H96ZM102 91V90H101ZM152 91V90H151ZM154 91V90H153ZM167 91V90H166ZM171 91V90H170ZM186 91V90H185ZM214 91V90H213ZM235 91V90H234ZM233 91V92H234ZM254 91V90H253ZM44 92H45V90H44ZM49 92V91H48ZM54 91H52V93H53ZM60 92V91H59ZM66 92V91H65ZM75 92V93H76ZM89 92H87V93H85V94H89ZM119 92V93H120ZM169 92V91H168ZM179 92V91H178ZM230 92V91H229ZM232 92V91H231ZM18 93V92H17ZM52 93L50 94V96H52ZM68 93H69V91H68ZM67 92H66V94H68ZM71 93V92H70ZM74 93V92H73ZM80 93L81 92H79L78 94V97H82V96H80ZM91 93H93V92H91ZM118 93V94H119ZM173 93V92H172ZM181 93H182V91H181ZM184 93V92H183ZM186 93V92H185ZM190 94H192L191 93V91L189 92ZM188 93V94H189ZM216 93V92H215ZM224 93V92H223ZM228 93V92H227ZM34 94V93H33ZM61 94V93H60ZM59 93L58 94H56L55 96H60V98H62L63 96H61ZM64 94V93H63ZM62 94V95H63ZM77 94V93H76ZM94 95H97V97H98V94L96 93H93ZM93 94L91 95L92 97H94L93 96ZM126 94V95H125ZM159 94V92L157 93V95ZM179 94V93H178ZM177 93L175 94V96L176 95H178ZM187 94V95H188ZM199 94V93H198ZM73 94H70V97H74V96H72ZM75 95V94H74ZM90 95V94H89ZM89 95H88V98H89ZM160 95V94H159ZM181 95V94H180ZM186 95V94H185ZM197 95V94H196ZM200 95V94H199ZM199 95H197V96H199ZM231 95V94H230ZM21 96V95H20ZM49 96V95H48ZM49 96V97H50ZM174 96V95H173ZM179 96V95H178ZM183 96V95H182ZM193 96V95H192ZM226 96V95H225ZM53 97H54V95H53ZM66 97V96H65ZM85 97V96H84ZM154 97H155V94H154ZM164 97V96H163ZM165 97H166V95H165ZM194 97V96H193ZM29 98V97H28ZM48 98V97H47ZM56 98V97H55ZM59 98V97H58ZM64 98V97H63ZM83 98V97H82ZM100 98V97H99ZM167 98V97H166ZM185 98V97H184ZM187 98H188V100L190 99V97H188L187 96ZM52 99H54V98H52ZM74 99H77V96L74 98ZM81 99V98H80ZM87 99V98H86ZM93 99V98H92ZM95 99H97L96 97H94V100ZM174 99H175V97H174ZM179 99V98H178ZM186 99V98H185ZM44 100H45V98H44ZM55 100H57V99H54V101ZM59 100V99H58ZM61 100V99H60ZM64 100V99H63ZM71 100V102H72V99H70ZM98 100V99H97ZM99 100H101V99H99ZM98 100V101H99ZM166 100V99H165ZM180 100H181V98H180ZM229 100V99H228ZM48 101V100H47ZM50 101V100H49ZM53 101V100H52ZM53 101V102H54ZM68 101V100H67ZM75 102H76V100H74ZM89 101V100H88ZM90 101H91V99H90ZM167 101V100H166ZM178 101V100H177ZM184 101H186V100H184ZM237 101V100H236ZM44 102V101H43ZM53 102L51 103V104H53ZM56 102V101H55ZM70 102V101H69ZM91 102H93V100L91 101ZM90 102V103H91ZM95 102H96V100H95ZM170 102V101H169ZM180 102V101H179ZM220 102V101H219ZM224 102V101H223ZM229 102H230V100H229ZM41 103V102H40ZM63 103V102H62ZM73 103V102H72ZM78 103V104H77ZM81 102H76V105L74 104V106H77L76 108H77V111H79V112H81L82 111V109H81V104H80ZM88 103V102H87ZM94 103V102H93ZM92 103V104H93ZM96 103H98V102H96ZM164 102H162V104H163ZM228 103V102H227ZM231 103V102H230ZM235 103V102H234ZM43 104V103H42ZM47 104V103H46ZM57 104V103H56ZM68 104V103H67ZM71 104V103H70ZM68 105V106H71V105ZM103 104V103H102ZM172 104V103H171ZM176 104V103H175ZM179 104V103H178ZM236 104V103H235ZM44 105V104H43ZM164 105V104H163ZM167 105V104H166ZM166 105H164V106H166ZM63 106V105H62ZM64 106H66V104L64 105ZM84 106V105H83ZM86 107H87V104L85 105ZM93 107L95 106V104L94 105H92ZM98 106V105H97ZM103 106H104V104H103ZM106 106V107H107ZM111 106V105H110ZM170 106V105H169ZM180 106V105H179ZM47 107V106H46ZM57 107V106H56ZM86 107L84 108V109H86ZM89 107H91L90 105H89ZM99 107V106H98ZM184 107V106H183ZM239 107V106H238ZM237 107V108H238ZM63 108V107H62ZM67 108H69V107H67ZM72 108H73V106H72ZM229 108V107H228ZM46 109V108H45ZM70 109H71V107H70ZM90 109V108H89ZM91 109H92V107H91ZM90 109V110H91ZM93 109H95V108H93ZM98 109H101V108H98ZM184 109V108H183ZM40 110V109H39ZM67 110V109H66ZM72 110V109H71ZM97 110V109H96ZM95 110V111H96ZM180 109H177V111H179ZM262 109H260V111H261ZM38 111V110H37ZM75 111V110H74ZM84 111V110H83ZM87 111H89V110H87ZM95 111H93V112H95ZM102 111H103V109H102ZM68 112V111H67ZM79 112L77 113V114H79ZM91 113H92V110L90 111ZM98 112H99V110H98ZM176 112V111H175ZM60 113V112H59ZM76 113V112H75ZM130 113V114H129ZM171 113V114H170ZM261 113V112H260ZM39 114V113H38ZM76 114V116H78ZM87 114V113H86ZM95 114V113H94ZM174 114H176V113H174ZM65 115V114H64ZM67 115V114H66ZM69 115V114H68ZM71 115V114H70ZM81 115V114H80ZM129 115V116H128ZM62 116V115H61ZM75 116V117H76ZM82 116V115H81ZM87 116V115H86ZM98 116H99V114H98ZM102 116V115H101ZM90 117V116H89ZM94 117H96L95 115H94ZM102 117V118H103ZM99 118V117H98ZM116 118H118L117 120H115ZM123 118V119H122ZM87 119V118H86ZM76 120V119H75ZM103 120V119H102ZM72 121V120H71ZM88 121V120H87ZM90 121H92V120H90ZM154 121H156V125H155V122ZM226 121V122H227ZM235 121V120H234ZM76 122V121H75ZM232 122H233V120H232ZM231 122V123H232ZM97 123V122H96ZM230 123V124H231ZM237 123V122H236ZM235 123V124H236ZM75 124V123H74ZM234 124V125H235ZM92 125H94V124H92ZM226 125H228L227 123H226ZM28 127V126H27ZM90 127H91V124H90ZM95 127V126H94ZM20 129V128H19ZM85 129H86V127H85ZM84 129V130H85ZM90 129V128H89ZM91 129H92V127H91ZM101 129V128H100ZM233 129H235V128H233ZM82 130V129H81ZM94 130V129H93ZM93 130H92V132H90L89 130H88V133L90 132L91 134L90 135H94L96 132L94 131V134H92L93 133ZM99 130V129H98ZM98 130H97V132H98ZM103 130V129H102ZM229 130V129H228ZM231 130V129H230ZM155 131H157V134H159V136H155L156 134H155ZM20 132V134H21V131H19ZM87 132V131H86ZM102 132V131H101ZM121 132H122V134H121ZM23 133V132H22ZM120 135H119V134ZM86 134V133H85ZM230 134V133H229ZM23 135V134H22ZM78 135V134H77ZM90 135H88L87 134V136H89V137H91ZM96 135V134H95ZM103 135V134H102ZM81 136V135H80ZM79 136V137H80ZM100 136V135H99ZM65 137V136H64ZM70 137V136H69ZM72 137V136H71ZM75 137V136H74ZM93 137H95V136H93ZM97 138V137H96ZM75 138H70V140H73V142L76 144V141L77 142H79L77 139L76 140H74ZM100 139H103V137L102 138H100ZM84 140V141H83ZM62 141V140H61ZM64 141V140H63ZM186 143V144H184V145H181V144H179V143ZM218 142V141H217ZM226 142V141H225ZM26 143V142H25ZM70 143V142H69ZM80 143V142H79ZM41 144V143H40ZM51 144V143H50ZM61 144V143H60ZM174 144H179L178 146L176 145V146H174ZM187 145V146H186ZM193 145V146H192ZM219 145H221V144H219ZM217 147H220V146H218V145H216ZM224 146V145H223ZM24 147L26 148V146H25V144H24ZM180 147V148H179ZM185 147V148H184ZM193 147V148H194ZM23 148V147H22ZM24 148V149H25ZM48 148V147H47ZM72 148V147H71ZM182 148L183 149H186V150H182ZM214 148V147H213ZM81 149V148H80ZM217 149V148H216ZM23 150V149H22ZM73 150V149H72ZM187 150H189V151H187ZM211 150V149H210ZM25 151V150H24ZM28 151V150H27ZM198 151H200V150H198ZM203 151H204V149H203ZM207 151V150H206ZM42 152V151H41ZM76 152V153H75ZM77 152H79L78 150L76 151H74V152H72V154H73V157L75 156H77L78 155V153ZM24 155V154H23ZM27 155V154H26ZM25 157V156H24ZM34 157V156H33ZM71 158H66L67 160H73L72 159V156H70ZM74 157V158H75ZM82 158V159H83ZM64 159V158H63ZM78 160V159H77ZM26 162H27V160H26ZM72 162V161H71ZM70 162V164H72ZM75 163H73L74 165L77 163L76 161H74ZM69 164V165H70ZM79 164V163H78ZM27 165V164H26ZM36 165V164H35ZM97 165H100L99 163L97 164ZM37 166V165H36ZM52 166V165H51ZM101 166V167H102ZM38 167V166H37ZM46 167V166H45ZM68 167V166H67ZM74 167V166H73ZM77 167V166H76ZM85 167V166H84ZM95 167H96V165H95ZM124 167V166H123ZM202 167V166H201ZM93 168H94V166H93ZM97 168V167H96ZM120 168V167H119ZM118 168V169H119ZM43 169H45V168H43ZM56 169V168H55ZM80 169V168H79ZM98 169V168H97ZM100 169V168H99ZM103 169V168H102ZM208 169V168H207ZM73 170H75V169H73ZM103 170V171H104ZM126 170V169H125ZM128 170H126V172L128 171ZM211 170V169H210ZM70 171V170H69ZM76 171H78V170H76ZM97 171V170H96ZM105 171V172H106ZM37 172V171H36ZM35 172V173H36ZM47 172V171H46ZM97 172H100V170H98ZM118 172V171H117ZM60 173V172H59ZM75 173H77V172H75ZM107 173V172H106ZM119 173V172H118ZM125 173V172H124ZM123 173V174H124ZM208 173H210V172H208ZM30 174V173H29ZM103 174V173H102ZM101 174V175H102ZM111 175H112V173H110ZM110 174H108L107 173V176L109 175V178L111 177L110 176ZM114 174V173H113ZM127 174V173H126ZM53 175H55V174H53ZM74 175V174H73ZM72 175V176H73ZM98 175L99 174H97V178H98ZM115 175V174H114ZM208 175V174H207ZM77 176V175H76ZM107 176L105 177V178H107ZM39 177V176H38ZM45 177V176H44ZM47 177V176H46ZM125 177V176H124ZM51 178V177H50ZM89 178V179H90ZM103 179H104V177H103ZM126 179V178H125ZM52 180V179H51ZM77 180V179H76ZM96 180V179H95ZM114 180V181H113ZM46 181V180H45ZM100 181V180H99ZM109 181V180H108ZM113 181V182H112ZM90 182H93V181H90ZM109 182H112V183H114V184H116V186H117V188H119V187H121V186H123L124 184H123V182H122V179H121V176L119 175V177L117 176V178L116 179H111ZM74 185V184H73ZM72 185V186H73ZM43 186V185H42ZM87 186V185H86ZM108 186V185H107ZM115 186V185H114ZM113 186V187H114ZM41 187V186H40ZM70 187V186H69ZM88 187V186H87ZM188 188V189H191V188ZM193 187V186H192ZM114 189V188H113ZM194 189V188H193ZM58 190V189H57ZM115 190V189H114ZM153 190V191H152ZM63 191V190H62ZM68 191V190H67ZM80 191V190H79ZM102 191V190H101ZM111 191V190H110ZM109 191V192H110ZM116 191V190H115ZM122 191V190H121ZM112 193V192H111ZM114 193V192H113ZM64 193H62V195H63ZM66 194H64V196H65ZM70 195V194H69ZM124 195H126V194H124ZM67 196V195H66ZM73 196V195H72ZM156 196V197H155ZM182 196V195H181ZM186 196V195H185ZM70 197V196H69ZM68 197V198H69ZM76 197V196H75ZM103 197V196H102ZM174 197H177L176 199H172V198H174ZM56 198V197H55ZM77 198V197H76ZM184 198V196L182 197V199ZM72 199V198H71ZM181 199V200H182ZM79 200V199H78ZM82 200V199H81ZM86 199H84V201H85ZM126 200V199H125ZM171 200H169L168 201V203L170 204V201ZM59 201V200H58ZM173 201H172V203H173ZM179 202H180V200H178ZM64 202V201H63ZM82 202H83V200H82ZM120 202V201H119ZM61 203V202H60ZM81 203V202H80ZM84 203V202H83ZM157 203H159V201L157 202ZM162 203V202H161ZM167 203V204H168ZM176 203V202H175ZM174 203V205L173 206H176V204ZM52 204V203H51ZM82 204V203H81ZM90 205H88V206H90V209L89 210H91V207H92V210H93V208H94V202L92 201V202H90L89 203ZM97 205V204H96ZM117 205V204H116ZM150 205V204H149ZM158 205V204H157ZM156 205V206H157ZM171 205V206H172ZM49 206V205H48ZM87 206V205H86ZM124 206V205H123ZM122 206V208H124ZM156 206H155V208H156ZM158 206H160V205H158ZM163 205H161L160 207H162ZM170 206V205H169ZM116 207V206H115ZM164 207H166V205H164ZM163 207V208H164ZM47 208V207H46ZM55 208V207H54ZM82 208V207H81ZM80 208V209H81ZM89 208V207H88ZM31 209V208H30ZM131 209H132V207H131ZM158 209V208H157ZM156 209V210H157ZM91 210V219L92 220H94V218H95V216H94V214H93V212H94V210L92 211ZM116 210V209H115ZM122 210V213H123V211H124V209H121ZM126 210V209H125ZM159 210V209H158ZM157 210V211H158ZM159 211H165V210H159ZM114 212V211H113ZM163 213H165V212H162V215H165V214H163ZM119 214V213H118ZM159 214H161V213H159ZM115 215V214H114ZM136 215H138V214H136ZM135 215V216H136ZM155 217H156V214L154 215ZM154 216H153V218H154ZM167 216H169L168 215V213H167ZM171 216V215H170ZM121 217V216H120ZM148 217V216H147ZM149 217H151V215H149ZM164 216H158L157 215V217L156 218H154V219H152L151 221H149V223H147L146 221H143V218H142V222H140V223H135L134 221H135V219H130L129 218V216L128 217H125L127 220L126 221H124L123 222V224L121 223V221H120V223L121 224H118V226L117 227H114V230H112L111 231V227L112 226H110V228H109V226H108V228L106 227L104 230H102V232L103 233H100L99 231H98V229L96 228V225H92L91 227H89L88 229H85L84 228V225H77V226H74V236L76 237H74L75 239H78V237L80 236V239H81V244L78 246L79 248H80V250H79V248L77 247V250L79 251L78 253L76 252L75 254H80L81 255V253H85L86 255L85 256H87L88 258H91L93 261H94V259H96V258H98V256L96 257V252H97V247H98V244H99V242L101 243V241L102 240H100L101 239V237H102V239H103V241H104V239L105 240H110V239H112V237H113V235H115V236H117V241H119V244H120V246L122 245V247H121V249H122V251H124V253H125V256H122V257H126L127 259H124L123 258V260H121V261H119L118 262V264H128L129 263V261L128 260H131L130 262L131 263H133V261L134 262H136L135 264H149L150 263V260H149V256H147V257H142L141 256V258H139L140 257V255H138V253L140 254V253H142V252H148V251H150L148 254H153V253H158V252H160L161 251V253L164 251V250H168V251H170V252H173V253H175V249H178L177 248V246H175L174 245V242L176 241V239H179L178 237H180V236H178V235H175L174 234V230H173V218H172V216L171 217H169V219L166 217V218H163ZM129 218V219H128ZM135 218V217H134ZM136 218H137V216H136ZM141 219V218H140ZM151 219V218H150ZM115 222V221H114ZM105 225H107V223L105 224ZM115 226V225H114ZM23 229V226L20 228V230H19V232H17L16 233V235H15V239H16V237H17V235L21 232V230ZM33 230V229H32ZM34 231V230H33ZM48 232V231H47ZM35 234V233H34ZM40 235V234H39ZM47 235V234H46ZM38 237V236H37ZM39 237H41V236H39ZM46 238V237H45ZM55 238V237H54ZM61 238V237H60ZM64 238H66V237H64ZM114 238V237H113ZM116 238V237H115ZM15 239H14V242H15ZM34 239V238H33ZM98 240H99V242H98ZM108 240V241H109ZM31 241V240H30ZM35 241V240H34ZM45 241V240H44ZM114 241V240H113ZM113 241H109V245H110V243L111 244H113ZM116 241V240H115ZM43 244V243H42ZM49 244V243H48ZM47 244V245H48ZM67 244V243H66ZM36 245V244H35ZM60 247H61V245H60ZM59 247V248H60ZM55 248V247H54ZM53 248V249H54ZM48 249H50V248H48ZM53 249H51V250H53ZM124 249V250H123ZM58 250V249H57ZM56 250V251H57ZM62 250V249H61ZM47 251H49L48 253H50L51 251L50 250H46V252ZM59 251V250H58ZM42 252V251H41ZM55 252V251H54ZM181 252V251H180ZM42 253H44V252H42ZM47 253V254H48ZM12 254H13V251H12ZM53 254V253H52ZM55 254V253H54ZM59 254V253H58ZM145 253H143V256H145L144 255ZM160 254V253H159ZM44 255V254H43ZM156 255V254H155ZM162 255V254H161ZM173 255V254H172ZM49 256V255H48ZM52 256V255H51ZM68 256V255H67ZM82 256V258H86V257H84L83 255H81ZM139 256V257H138ZM54 257V256H53ZM61 257V256H60ZM44 258H45V256H44ZM47 258V257H46ZM78 257H76L75 259H77ZM79 258H80V256H79ZM104 258H105V256H104ZM103 258V261H104V264H115L116 262H113L112 261V259L110 258V256H106V258L104 259ZM130 258V259H129ZM150 258H151V256H150ZM163 258V257H162ZM48 259H50V257L48 258ZM61 259V258H60ZM83 259V260H84ZM145 259V260H144ZM153 258H151V260H152ZM154 259H156V257L154 256ZM159 259V258H158ZM80 260H81V258H80ZM97 260V259H96ZM95 260V261H96ZM77 262H78V259H77ZM80 262H83V261H79V264H80ZM86 262H88V261H86ZM86 262H84V263H81V264H86ZM89 262H90V259H89ZM88 262V263H89ZM92 262V261H91ZM149 262V263H148ZM87 263V264H88ZM177 263V262H176ZM75 264H77V263H75ZM91 264V263H90ZM92 264H95V263H92ZM134 264V263H133ZM175 264V263H174Z\"/></svg>", "mask_w": 264, "mask_h": 264}, {"label": "water", "instance_id": "3", "mask_svg": "<svg viewBox=\"0 0 264 264\" xmlns=\"http://www.w3.org/2000/svg\"><path fill=\"white\" fill-rule=\"evenodd\" d=\"M12 92L0 59V264H9L24 223L26 186Z\"/></svg>", "mask_w": 264, "mask_h": 264}]
</instances>
